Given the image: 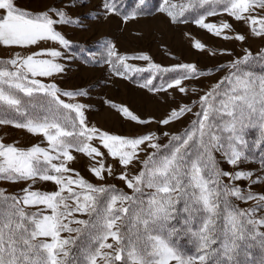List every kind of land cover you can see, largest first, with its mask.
Instances as JSON below:
<instances>
[{
	"label": "snow or ice",
	"instance_id": "6c2138e0",
	"mask_svg": "<svg viewBox=\"0 0 264 264\" xmlns=\"http://www.w3.org/2000/svg\"><path fill=\"white\" fill-rule=\"evenodd\" d=\"M74 6L34 12L18 0H0V45L12 49L7 59L0 58V125L47 143L25 149L0 141V182L24 185L12 193L0 188V264H264V193L237 184L248 181V189L264 184V54L245 49L241 57L209 70L194 63L162 67L149 55H124L101 40L102 51L88 53L84 63L106 64L126 80L148 72L151 78L141 88L182 94L158 121L109 102L113 109L138 125L168 126L191 114L179 133L109 134L90 126L86 106L76 102L85 90L66 91L55 82L65 71L57 62L63 53L41 43L73 47L57 26L79 24L66 11ZM103 8L105 20L119 16L126 24L145 14L148 4L133 0L125 7L124 0H104ZM158 12L172 24L191 22L214 37L245 41L243 34H230L235 29L227 20H208L226 14L264 37V0H162ZM194 47L205 50L199 41ZM129 60L145 61L147 67ZM169 73L175 75L164 81ZM186 81L199 86L189 88ZM251 130L257 135L249 140ZM162 137L168 138L166 144L160 143ZM74 153L94 161L85 167L101 183L69 166L79 163ZM216 153L234 169L255 163L258 156L259 172L227 171ZM108 178L122 181L131 195L104 183ZM38 182L55 188L35 190ZM249 201L255 205L238 203ZM181 240L193 251H186Z\"/></svg>",
	"mask_w": 264,
	"mask_h": 264
},
{
	"label": "rangeland",
	"instance_id": "374dc122",
	"mask_svg": "<svg viewBox=\"0 0 264 264\" xmlns=\"http://www.w3.org/2000/svg\"><path fill=\"white\" fill-rule=\"evenodd\" d=\"M174 2L178 3L180 0H174ZM65 4L75 5L66 11L69 18L73 21L79 20V24L58 25L57 30L70 40L73 47L65 50L51 42L41 43L46 48H54L63 53V58L58 59L57 62L65 66V71L56 76L55 82L66 91L85 90L87 95L78 97L76 102L86 106L85 115L90 126L94 125L109 134L131 136L152 130L160 135L165 129L179 133L190 124L191 114L185 117L182 122H174L168 126H161L155 122L149 125H138L113 109L110 103L128 107L134 115L141 119L158 121L165 118L171 108L176 107L182 94L175 89H169L167 92H149L130 80L114 75L106 64L95 66L91 63H84L89 58L88 53L96 52L99 54L102 51L98 46L101 40L111 41L124 55H149L154 63H158L162 67H170L178 63H194L199 69L209 70L222 63H227L230 59L241 57L244 55L245 49H248L254 56L264 53V37L252 34L249 26L234 21L226 14L209 17L208 20L215 23H219L221 19L227 20L233 24L235 29L234 33L230 34H243L246 37L245 41L224 40L220 37H214L191 22L172 24L164 14L158 12V7L146 16L141 15L138 19L130 20L125 24L119 16H110L107 20L104 19V0H18L20 7L34 12L46 11L50 7L64 8ZM196 41L205 45L204 51L195 49ZM222 51L231 52L233 55H221ZM11 52L12 49L0 45V58L7 59ZM97 59H99V55H97ZM128 63L135 67H147L145 61L129 60ZM185 84L189 88L199 86L191 81H186ZM206 84L207 80H205ZM191 95L189 92V96ZM184 102L191 103V100L185 98ZM0 141L5 144L15 143L17 147L25 149L35 145L47 147L43 137L33 136L28 134L26 130L17 129L11 125H0ZM167 142L168 138L166 137H162L160 140L161 144ZM102 151L106 152L103 149ZM74 155L78 158L79 163L73 161L69 166L79 171L90 182L101 183L85 167L86 164L90 166L94 161H90L80 153H74ZM215 155L220 161V166L227 171L259 172V165L255 163H242L239 169H234L223 162L219 153ZM111 159V157H107L105 162H111ZM116 167L119 166L116 165ZM225 182L227 183V180ZM104 183L115 184L118 189H122L131 195L130 190L122 181L108 178ZM237 184L244 186L245 191L251 190L257 194L264 193V184L253 185L251 189L247 187L248 181H238ZM22 187H24L22 184L0 182V188H7L10 193L19 192ZM54 188L55 186L51 182H38L35 185V190L52 191ZM238 203L245 208L255 205V201ZM28 210L34 209L29 208Z\"/></svg>",
	"mask_w": 264,
	"mask_h": 264
},
{
	"label": "trees",
	"instance_id": "16d2710c",
	"mask_svg": "<svg viewBox=\"0 0 264 264\" xmlns=\"http://www.w3.org/2000/svg\"><path fill=\"white\" fill-rule=\"evenodd\" d=\"M162 0H146V3L148 4V10L145 14H143V16H146L147 14H149L150 12H153L156 10V8L161 4ZM133 5V0H125V7H131ZM187 15V13H186ZM264 54V53H263ZM255 71L260 72L261 71V67L260 65H256L255 66ZM175 75L174 73H169L168 75H165L163 77L164 81H167L169 76ZM150 78V74H145V75H140V74H133L132 75V79L130 80L132 83L136 84V85H140L142 83L145 82L146 79ZM161 78L158 76L156 79L153 80V84L154 85H159L161 83ZM257 135L255 130H251L248 134V136L246 137L247 139L251 140L253 139L255 136ZM255 164L259 165V159L258 156L255 158ZM181 245L185 246L186 251L188 252H192L193 248L190 244L187 243L186 240H181L180 241Z\"/></svg>",
	"mask_w": 264,
	"mask_h": 264
}]
</instances>
